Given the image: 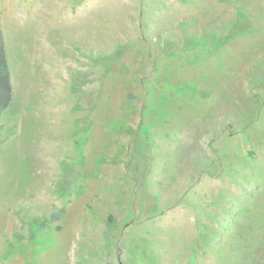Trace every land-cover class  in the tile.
<instances>
[{"label": "rangeland", "instance_id": "1", "mask_svg": "<svg viewBox=\"0 0 264 264\" xmlns=\"http://www.w3.org/2000/svg\"><path fill=\"white\" fill-rule=\"evenodd\" d=\"M0 264H264V0H0Z\"/></svg>", "mask_w": 264, "mask_h": 264}, {"label": "trees", "instance_id": "2", "mask_svg": "<svg viewBox=\"0 0 264 264\" xmlns=\"http://www.w3.org/2000/svg\"><path fill=\"white\" fill-rule=\"evenodd\" d=\"M12 101V86L7 55L0 29V115L7 109Z\"/></svg>", "mask_w": 264, "mask_h": 264}]
</instances>
